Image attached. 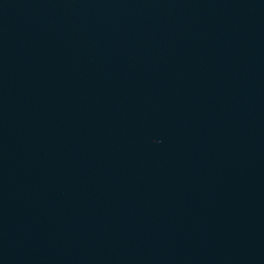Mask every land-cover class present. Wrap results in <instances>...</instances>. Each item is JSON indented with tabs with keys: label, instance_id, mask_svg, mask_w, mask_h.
I'll list each match as a JSON object with an SVG mask.
<instances>
[{
	"label": "water",
	"instance_id": "1",
	"mask_svg": "<svg viewBox=\"0 0 264 264\" xmlns=\"http://www.w3.org/2000/svg\"><path fill=\"white\" fill-rule=\"evenodd\" d=\"M0 264H264V0H0Z\"/></svg>",
	"mask_w": 264,
	"mask_h": 264
}]
</instances>
